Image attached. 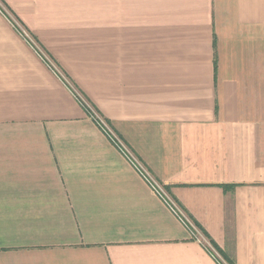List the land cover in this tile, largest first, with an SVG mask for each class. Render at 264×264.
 Returning a JSON list of instances; mask_svg holds the SVG:
<instances>
[{
	"label": "crops",
	"instance_id": "crops-1",
	"mask_svg": "<svg viewBox=\"0 0 264 264\" xmlns=\"http://www.w3.org/2000/svg\"><path fill=\"white\" fill-rule=\"evenodd\" d=\"M264 264V0H0V264Z\"/></svg>",
	"mask_w": 264,
	"mask_h": 264
},
{
	"label": "built area",
	"instance_id": "built-area-1",
	"mask_svg": "<svg viewBox=\"0 0 264 264\" xmlns=\"http://www.w3.org/2000/svg\"><path fill=\"white\" fill-rule=\"evenodd\" d=\"M1 11L9 18L12 25L19 31L21 36L30 44V46L39 54L43 61L47 62L49 67L53 70L56 76L67 84L69 87V82L63 76V74L52 64V62L47 58L42 50L36 45L31 36L25 31V29L16 21L11 14H9L6 9L1 7ZM75 95V94H74ZM79 100V98L75 95ZM79 102L82 105L81 100ZM92 121L99 127V129L105 133L112 144L121 152V154L128 160L130 165L136 170L140 177L145 181V183L151 188V190L159 197V199L165 204L169 211L180 221V223L190 232L191 237L198 243H200L217 261L219 264H227L222 256L216 251L211 242L207 237L201 232L197 225L189 218L183 208L177 203L170 193L165 189V187L159 183V181L150 173V171L143 165V163L133 154V152L121 141V139L114 133L110 126L99 116H97L93 111L88 110Z\"/></svg>",
	"mask_w": 264,
	"mask_h": 264
},
{
	"label": "rangeland",
	"instance_id": "rangeland-1",
	"mask_svg": "<svg viewBox=\"0 0 264 264\" xmlns=\"http://www.w3.org/2000/svg\"><path fill=\"white\" fill-rule=\"evenodd\" d=\"M33 40V39H32ZM33 42L37 45V43L33 40ZM49 60L51 61V59L49 58ZM52 64L59 70V68L57 67V65H55V63L53 61H51ZM60 71V70H59ZM61 72V71H60ZM62 73V72H61ZM63 74V73H62ZM63 76L65 77V75L63 74ZM66 78V77H65ZM67 79V78H66ZM67 81L69 82V88L71 89V91L73 92V94H75L79 100L83 101L82 102V108L86 111V109L84 107H86L88 110L93 111L97 116L101 117L109 126L110 128L114 131V133L119 137V135L115 132V130L111 127V124L97 111V109L90 103V101L85 98L71 83V81L69 79H67ZM78 100V99H77ZM78 100V101H79ZM80 103V102H79ZM81 104V103H80ZM87 115L89 116V113L86 111ZM90 118V116H89ZM91 119V118H90ZM92 120V119H91ZM94 123V122H93ZM95 124V123H94ZM96 125V124H95ZM105 135V133H103ZM106 136V135H105ZM107 137V136H106ZM108 138V137H107ZM120 138V137H119ZM109 139V138H108ZM121 139V138H120ZM110 141V140H109ZM121 141L126 145V143L121 139ZM111 142V141H110ZM112 143V142H111ZM127 146V145H126ZM128 147V146H127ZM129 148V147H128Z\"/></svg>",
	"mask_w": 264,
	"mask_h": 264
}]
</instances>
